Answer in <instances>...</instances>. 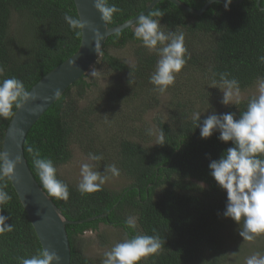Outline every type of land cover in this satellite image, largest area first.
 Returning a JSON list of instances; mask_svg holds the SVG:
<instances>
[{
    "label": "trees",
    "instance_id": "trees-1",
    "mask_svg": "<svg viewBox=\"0 0 264 264\" xmlns=\"http://www.w3.org/2000/svg\"><path fill=\"white\" fill-rule=\"evenodd\" d=\"M150 1L108 0L109 5L121 9L108 26L133 17ZM180 1L198 9L206 0ZM223 4L213 1L201 14H195L169 0H159L144 14L162 11V30L183 32L190 57L182 69L185 76L177 74L174 85L166 91L170 98L154 120L156 135L148 134L143 115L161 103L163 94L154 91L149 82L159 57L134 37L137 21L108 35L90 67L106 76L107 82L100 84L98 76L86 72L27 131L23 153L45 192L28 147L51 159L56 169L70 160L73 147L87 154L110 156L108 165L115 164L127 180L119 190L103 186L101 191L81 195L77 185L57 173L68 185L69 199L46 194L67 219L106 213L91 221L66 224L70 264H94L79 249L78 239L87 230H97L100 223L120 228L123 236L128 232L130 237L158 235L164 240L162 251L140 264H226L224 232L235 222L223 216L227 194L217 186L208 165L233 145L220 141L219 132L202 139L192 114L201 112L202 123L213 112H231L239 119L246 110L252 96L225 106L216 96L219 89L209 85L213 79L219 81V73H228L243 91L257 85V77H264V63L259 61L264 56V10L259 8L264 0H259V6L256 0H241L227 10ZM65 12L78 17L73 0H0V65L5 69L0 79L15 77L29 90L76 51L80 35L64 20ZM130 45L128 58L125 53ZM116 120L122 123L124 135L118 134L121 129L112 132ZM8 122L0 119V148ZM161 130L164 145H157ZM0 184H6L4 191L11 197L0 214L9 217L6 223L13 226L11 232L0 235V264H20L19 257L30 258L41 246L11 182ZM128 217L136 220L135 229L125 225ZM259 247L264 250V242Z\"/></svg>",
    "mask_w": 264,
    "mask_h": 264
},
{
    "label": "clouds",
    "instance_id": "clouds-1",
    "mask_svg": "<svg viewBox=\"0 0 264 264\" xmlns=\"http://www.w3.org/2000/svg\"><path fill=\"white\" fill-rule=\"evenodd\" d=\"M219 3V0H215ZM232 0H225L223 7L229 8ZM93 7L101 14L104 23L111 22L113 15L119 13L115 4L109 5L108 0H94ZM162 11L151 12L139 16L133 32L134 37L142 43L150 53H155L159 59L155 71L150 75L149 82L154 85V91L165 93L173 86L176 75L181 72L190 58L184 44V33L163 31L160 18ZM159 17V19L154 18ZM64 20L70 28L76 31L77 36L88 26L87 21L68 12L64 13ZM133 25H131L132 27ZM94 35V52L100 53L99 41L103 38L100 31L91 28ZM264 63V56L259 57ZM69 67H76L75 61L69 62ZM5 69L0 65V77ZM99 71L94 67L90 70L91 77H97ZM228 73H219V81L212 80L209 87L217 88L222 92V105H236L241 103V90L236 78L229 79ZM258 94L248 99L246 110L240 113L239 119L234 118V113L208 115L201 123V112L192 114L195 127H199L202 139L210 138L214 132H219L218 139L222 142H231L232 147L227 148L219 159L211 160L208 167L210 175L218 187L226 191L227 203L223 216L231 218L237 225L243 222L239 236L246 241H254L264 235V77H257ZM54 96H59L56 90ZM48 97H40L35 92L30 93L23 81L12 77L0 79V119L10 120L15 115V110L20 109L28 101ZM41 105H37L39 108ZM204 113V112H203ZM153 135V130H148ZM165 133H158L157 145H164ZM32 156V163L43 188L50 197L67 201L69 199L68 185L57 178V169L51 159L42 158L40 151L28 147ZM103 160L102 154L89 153L87 161L80 165V180L77 190L81 195L91 194L103 189L106 181L111 177H118L120 170L115 164L104 166V171H98L99 162ZM95 162V163H93ZM20 163V156L9 158V153L0 148V181H12L14 169ZM110 174V176L108 175ZM18 182V181H17ZM6 184H0V211L11 197L4 191ZM9 217L0 214V235L11 232L13 226L6 223ZM125 225L129 229L136 228V220L128 217ZM124 239L114 244L110 250L104 252L101 264H140L150 256L158 255L164 248V240L158 235H134L124 233ZM20 264H60L61 257L55 252L40 250L30 258L19 257ZM245 264H264V253L256 252L246 258Z\"/></svg>",
    "mask_w": 264,
    "mask_h": 264
},
{
    "label": "water",
    "instance_id": "water-1",
    "mask_svg": "<svg viewBox=\"0 0 264 264\" xmlns=\"http://www.w3.org/2000/svg\"><path fill=\"white\" fill-rule=\"evenodd\" d=\"M159 0H151L143 10L120 24L108 26L101 19V14L93 7L94 0H73L77 16L81 21H87L91 27L86 26L80 35L79 45L76 51L60 62L46 74H44L28 90L35 92L40 97H48L45 102L42 99L28 101L20 109L15 110V115L9 120L2 138L1 148L9 153L10 159L20 156V163L14 169V179L11 182L18 199L27 214V217L37 236L41 250L55 252L61 257L60 264H70V247L66 233V224L82 223L103 216L106 213L91 216L81 220H69L55 205L46 192L40 187L32 175L23 153V142L27 131L42 113L70 86L79 79L92 66L100 54L94 52V35L91 28H96L102 34L99 41L100 53L108 35L133 25L139 18L150 10ZM177 7L188 12L201 14L209 3L215 0H206L198 9L190 7L180 0H169ZM225 2V0H219ZM241 0H232L238 3ZM259 6V0H256ZM264 10V5L259 6ZM75 61L76 67L70 68L69 62ZM59 90L60 95L53 93ZM37 105H41L39 108ZM18 181V182H17Z\"/></svg>",
    "mask_w": 264,
    "mask_h": 264
},
{
    "label": "rangeland",
    "instance_id": "rangeland-1",
    "mask_svg": "<svg viewBox=\"0 0 264 264\" xmlns=\"http://www.w3.org/2000/svg\"><path fill=\"white\" fill-rule=\"evenodd\" d=\"M135 29V27H134ZM131 45L127 47V52L125 53L128 58H131L132 49ZM131 59H127L128 62ZM90 69V68H89ZM91 70V69H90ZM90 70L87 71V75H90ZM184 70H181L180 75L185 76ZM177 78V75H176ZM106 76H104L102 73L98 75V82L100 84L107 82ZM179 81V80H177ZM181 81V80H180ZM183 87L181 89V93L184 91ZM257 85H254L246 90L241 91V99L246 98L247 96H253L257 95ZM218 99H222V92L219 90L216 94ZM170 98L169 93H163L162 96H160L161 103L159 105H153L148 109V111L143 115V121L146 124L147 129L153 130V135H156V125H155V118L159 115H161V112L163 109H165V106L163 104L167 103ZM114 127L112 128V132H114L116 129L121 131H118V134L124 135V127H121L122 123L119 120H116ZM99 130H102L101 126L97 127ZM148 132V131H147ZM152 136V135H151ZM155 137V136H154ZM106 148L109 149V147L106 145ZM106 149V151H109ZM110 152V151H109ZM88 154L84 151L80 150L77 147L72 148V156L70 160L57 167V173L60 176V178L77 185L80 180V165L83 162L87 161ZM111 162V157H103V160L99 162L100 168L98 171L103 173L104 166L108 165V163ZM95 163V162H93ZM110 176V174H108ZM127 184V180L125 177H123L121 174L118 177H111L106 181L104 184L105 187L119 190L121 187ZM232 227L227 232H224V262L226 264H245L246 258L251 256L252 254L256 252L264 253L262 248L259 246L263 244L264 242V235L257 237L254 241H246L243 240L242 237L239 236V230L242 229L243 222L241 221L240 225H237L236 223H233L231 225ZM230 233V234H229ZM123 234L120 230V228L108 226L100 223L98 225L97 230H87L83 232L78 239V247L81 250V252L87 256L93 259L94 264H101L102 260L104 259V252L110 250V248L123 240Z\"/></svg>",
    "mask_w": 264,
    "mask_h": 264
}]
</instances>
